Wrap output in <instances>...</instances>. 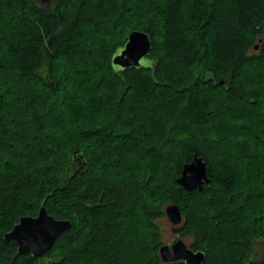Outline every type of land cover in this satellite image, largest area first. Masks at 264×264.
Listing matches in <instances>:
<instances>
[{"label":"trees","instance_id":"16d2710c","mask_svg":"<svg viewBox=\"0 0 264 264\" xmlns=\"http://www.w3.org/2000/svg\"><path fill=\"white\" fill-rule=\"evenodd\" d=\"M133 30L151 51L116 69ZM194 154L209 184L187 191L176 179ZM170 204L202 264H253L264 0H0V264H184L159 255ZM41 205L71 226L18 254L3 236Z\"/></svg>","mask_w":264,"mask_h":264},{"label":"water","instance_id":"95a60500","mask_svg":"<svg viewBox=\"0 0 264 264\" xmlns=\"http://www.w3.org/2000/svg\"><path fill=\"white\" fill-rule=\"evenodd\" d=\"M152 42L149 34L141 30L131 31L124 45L113 55L111 63L116 69L139 68L146 62L150 53ZM257 49L258 46H255ZM222 84V83H221ZM52 86L53 84L50 83ZM176 183L184 190H201L209 184L208 166L206 161L196 154L190 162L183 164ZM165 217L172 225L182 221L181 212L176 204L165 207ZM71 226L69 220L55 219L48 214L47 209L41 205L35 216H21L12 229L4 234V240L14 241L18 254H30L40 257L53 245L56 238ZM178 228H172L175 233ZM159 255L163 262L174 263L182 261L184 264H202L205 255L202 251H193L179 237L173 243H165L159 247Z\"/></svg>","mask_w":264,"mask_h":264},{"label":"rangeland","instance_id":"374dc122","mask_svg":"<svg viewBox=\"0 0 264 264\" xmlns=\"http://www.w3.org/2000/svg\"><path fill=\"white\" fill-rule=\"evenodd\" d=\"M47 2V0H38L39 5H44ZM161 231H162V242L167 243L171 239V232H170V223L166 219V217H163L157 221ZM184 243L187 245L190 242V238L187 237H181ZM263 243L264 240L262 237L256 239L252 245L253 249L251 252L250 260H256L259 256L263 255Z\"/></svg>","mask_w":264,"mask_h":264},{"label":"flooded vegetation","instance_id":"af4514ba","mask_svg":"<svg viewBox=\"0 0 264 264\" xmlns=\"http://www.w3.org/2000/svg\"><path fill=\"white\" fill-rule=\"evenodd\" d=\"M257 49H258V48H257ZM257 49L254 47L253 51H257ZM170 225H171V224H170ZM179 225H180V224L175 225V226H172V225H171V227H170L171 239H170V241L167 242V243H173V242L176 241L179 237H182L178 231H176L175 233L172 232V228H178ZM181 239H182V238H181ZM187 246H188V244H187ZM263 248H264V244H263ZM259 257H261V256H259ZM259 257H258L256 260H253V261H254L253 264H262V263H261V260L259 259ZM262 260L264 261V254H263V259H262Z\"/></svg>","mask_w":264,"mask_h":264}]
</instances>
